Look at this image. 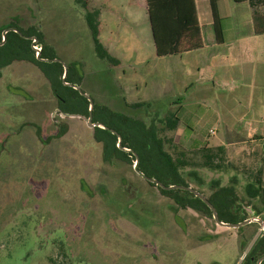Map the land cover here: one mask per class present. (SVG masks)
I'll list each match as a JSON object with an SVG mask.
<instances>
[{
  "label": "rangeland",
  "instance_id": "rangeland-1",
  "mask_svg": "<svg viewBox=\"0 0 264 264\" xmlns=\"http://www.w3.org/2000/svg\"><path fill=\"white\" fill-rule=\"evenodd\" d=\"M85 3L0 0V21L18 17L23 27L36 23L43 44L55 53L56 48L62 59L82 60L69 61L78 63L82 74L91 58L85 47ZM21 67L16 76L4 75V81L12 76L7 88L11 98L0 84V264H241L262 232L259 225L228 228L191 208L171 211L173 199L140 177L133 170L134 160H102V144L84 120L52 116L55 98L50 95V102L35 93L31 87L38 77ZM125 67L111 66L109 71L114 77ZM103 76L106 79L107 73ZM87 78L90 83L94 80L91 75ZM105 87L104 97L97 96L96 103L112 106V85L111 90L107 82ZM124 89L132 93L129 87ZM138 91V97L151 105L123 110L147 126L153 124L163 136L160 78L147 80ZM233 96H228L223 109L217 107L224 114L223 122L214 125L215 137L231 143L221 167L195 165L202 183L193 179L189 185L205 196L214 180L233 185L237 196L264 218L263 205L249 201L244 190L260 168L264 184V98L235 101ZM60 126L66 132L48 144L36 135L38 130L47 139ZM192 157L195 162L202 159L200 153ZM234 177L237 181L232 183Z\"/></svg>",
  "mask_w": 264,
  "mask_h": 264
},
{
  "label": "crops",
  "instance_id": "crops-1",
  "mask_svg": "<svg viewBox=\"0 0 264 264\" xmlns=\"http://www.w3.org/2000/svg\"><path fill=\"white\" fill-rule=\"evenodd\" d=\"M193 1L199 46L159 56L153 42L146 0H86L88 10L98 11L100 43L118 63L112 64L96 55L84 18L88 37L85 47L91 58L87 61L88 71H82L80 88L96 102L97 96L104 97L102 86L105 87L107 82L110 90L112 85L114 105L107 106L127 114L123 109L134 103L145 102V107L151 105L149 100L138 97V87L149 79L160 78L162 137L172 139L174 145L184 150L226 148L230 142L215 137L216 133L210 135L208 131L221 121L224 113L220 109L226 105L228 96L235 94V101L247 96L264 98V0H212V4L211 0ZM17 19L8 17L0 21V28L5 29ZM28 26H34L35 32L41 34L36 23L30 22L23 28ZM54 49L57 58L64 63L70 60L82 63L77 58L62 59ZM21 66H25V73L32 71L38 77L31 87L35 93L44 94L48 100L50 95L55 98L53 116L58 109L57 99L40 69L27 60H14L0 68V84L6 86V96L12 97L7 88ZM111 66L128 69L122 70L114 79L109 71ZM8 73L12 76L4 81V75ZM89 75L94 77L92 83L86 79ZM116 83L120 84L119 88ZM174 120L177 122L175 127L169 129V122ZM211 138L216 141H210Z\"/></svg>",
  "mask_w": 264,
  "mask_h": 264
},
{
  "label": "trees",
  "instance_id": "trees-1",
  "mask_svg": "<svg viewBox=\"0 0 264 264\" xmlns=\"http://www.w3.org/2000/svg\"><path fill=\"white\" fill-rule=\"evenodd\" d=\"M241 1V0H236ZM86 4V3H85ZM147 13L150 22L153 42L156 53L161 55L178 53L181 50L194 49L199 46L198 24L196 19L193 0H146ZM212 4V0H211ZM97 10H87L85 21L91 32L96 55L101 59H106L112 64L118 63L105 50L98 39ZM7 27L16 28L19 32L9 30L6 33L5 42L0 45V68L10 64L14 60H27L36 65L43 73L50 84L51 91L56 97L58 108L62 112L80 113L88 115L89 101L78 90L62 82L63 65L58 61H44L37 57L31 46L32 38L41 44L40 58H57L54 50L42 43L41 35L35 32L34 26L23 28L16 21H11ZM0 28V41L2 34ZM67 75L65 81L70 84L81 86L82 74L77 69L78 63H65ZM82 90V89H81ZM83 91V90H82ZM93 100L92 120L99 121L107 127L118 132L121 137V146L130 148L133 152H126L117 146V136L107 129L94 127L93 137L97 142H101V157L104 162H112L113 159H123L128 162L135 160V154L139 158L138 168L145 175L156 178L166 186L178 184L190 186L189 183L195 179L202 183V178L194 169L195 165L203 168H220L224 160V147H202L192 150H184L172 143V139L159 135L156 127L151 124L147 126L140 120L124 113H116L105 105H99ZM146 105L145 102H137L132 107ZM169 129L176 125V120L170 121ZM66 132V128L60 126L54 136L42 138L40 133L37 136L44 144L54 137H60ZM171 151L168 150V148ZM200 153L201 161L195 162L193 154ZM190 167L186 172L185 168ZM262 168L244 184L245 194L248 200L256 199L264 207V184L261 180ZM237 178L232 179L235 183ZM157 187L161 194L170 197L175 202L173 211L178 208H191L211 216L210 209L206 204L192 193L181 190H165L158 185L148 182ZM213 186L210 194L206 198L215 207L219 219L223 222H240L244 219L243 200L240 199L233 185H221L218 180L212 181ZM201 192L200 190H198ZM202 193V192H201ZM203 194V193H202ZM245 204V203H244ZM258 210L255 206H253ZM259 211V210H258ZM244 242H240V247ZM264 254V232L258 236L248 253L242 259L241 264H255L256 260ZM264 264V260L261 262Z\"/></svg>",
  "mask_w": 264,
  "mask_h": 264
},
{
  "label": "water",
  "instance_id": "water-1",
  "mask_svg": "<svg viewBox=\"0 0 264 264\" xmlns=\"http://www.w3.org/2000/svg\"><path fill=\"white\" fill-rule=\"evenodd\" d=\"M9 30H13L15 32H19L16 28L13 27H9L3 30L2 32V40L0 41V45H2L5 42L6 39V33ZM33 41H36V38H32ZM39 53L40 50L37 52V57L41 60L44 61H58L61 62L63 65V73H62V82L66 85L72 86L73 88H75L76 90H78L84 97L87 98V100L89 101V108H88V115H83L80 113H70V112H62L59 110V108L55 111L59 113V115L61 117H71V118H79L84 120V122L86 123V125L88 127L94 128V127H99V128H103V129H107L109 130L111 133L115 134L117 136V146L119 148H121L122 150L126 151V152H133L132 149L130 148H126V147H122L121 146V141H122V137L121 135L116 132L115 130L107 127L106 125H104L103 123L99 122V121H93L92 120V108H93V100L92 98L85 92H83L80 88V86L76 85V84H70L68 82L65 81L66 75H67V66L66 64L59 58H53V59H47V58H40L39 57ZM134 153V152H133ZM138 162H139V158L138 156L135 154V160L133 163V170L142 178H144L145 180H147L148 182L154 183L156 185H158L160 188L165 189V190H171V189H181V190H186L190 193H192L194 196L198 197L200 200H202L206 206L210 209L211 211V216L212 219L214 220V222L222 227H228V228H238L242 225H245L247 223H249L251 220L249 219H245L242 220L240 222H235V223H231V222H223L219 219L218 213L215 209V207L213 206V204L206 198V196L204 194H202L201 192H199L198 190H196L195 188L191 187V186H184V185H178V184H170L168 186H166L165 184H163L161 181L157 180L156 178L153 177H149L147 175H145L142 171L139 170L138 168ZM257 224L260 227V231H264V218L257 220ZM264 260V254L262 256H260L257 260H256V264H261V262Z\"/></svg>",
  "mask_w": 264,
  "mask_h": 264
},
{
  "label": "flooded vegetation",
  "instance_id": "flooded-vegetation-1",
  "mask_svg": "<svg viewBox=\"0 0 264 264\" xmlns=\"http://www.w3.org/2000/svg\"><path fill=\"white\" fill-rule=\"evenodd\" d=\"M7 28H9V27H7ZM6 29V28H5ZM8 32V31H7ZM34 42L35 41H33L32 40V42H31V46H32V48H33V46L35 45L34 44ZM38 45V44H37ZM39 46H40V44H39ZM40 50H41V46H40ZM37 54V53H36ZM55 113H57L58 115H59V113H58V111L57 112H55ZM176 205V204H175ZM174 205V206H175ZM242 206H243V209H244V211H245V216H244V219L243 220H245V219H249V220H251L249 223H247V224H245V225H242V226H240V228H243V227H251L252 225L254 226V225H258L257 224V220H259V219H262L263 217L261 216V213L258 211V210H256L254 207H253V205H251L250 203H245L244 204V202H243V204H242ZM179 209H185V208H178L177 210H179ZM171 211H173L172 209H171ZM239 228V227H238ZM262 232H264V231H262ZM262 256V255H261ZM255 264H256V262H255Z\"/></svg>",
  "mask_w": 264,
  "mask_h": 264
},
{
  "label": "built area",
  "instance_id": "built-area-1",
  "mask_svg": "<svg viewBox=\"0 0 264 264\" xmlns=\"http://www.w3.org/2000/svg\"><path fill=\"white\" fill-rule=\"evenodd\" d=\"M33 49L34 50L36 49V53H37L40 50V47H39V45L38 46L37 45H34L33 46ZM261 122H262V124L264 126V116L262 117ZM208 133L210 135H214L216 133V129L215 128H210L209 131H208Z\"/></svg>",
  "mask_w": 264,
  "mask_h": 264
}]
</instances>
